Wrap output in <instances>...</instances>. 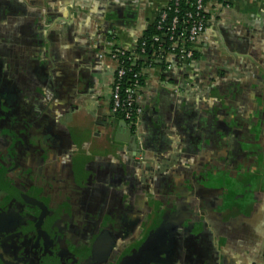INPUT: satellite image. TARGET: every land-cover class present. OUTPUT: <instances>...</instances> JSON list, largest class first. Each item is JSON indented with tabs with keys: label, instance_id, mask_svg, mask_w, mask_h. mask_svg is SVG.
I'll return each mask as SVG.
<instances>
[{
	"label": "crops",
	"instance_id": "1",
	"mask_svg": "<svg viewBox=\"0 0 264 264\" xmlns=\"http://www.w3.org/2000/svg\"><path fill=\"white\" fill-rule=\"evenodd\" d=\"M166 2L0 0V127L27 146L12 156L0 131V173L22 160L15 176L63 175L75 204L146 209L120 264H263L264 0H206L192 59H138L143 194L111 111L109 53L133 49ZM10 174L0 185L26 195Z\"/></svg>",
	"mask_w": 264,
	"mask_h": 264
},
{
	"label": "flooded vegetation",
	"instance_id": "2",
	"mask_svg": "<svg viewBox=\"0 0 264 264\" xmlns=\"http://www.w3.org/2000/svg\"><path fill=\"white\" fill-rule=\"evenodd\" d=\"M0 131L10 139L8 149L12 156L14 150L18 152L27 147L22 134L4 132L1 127ZM135 147L133 162L137 164L135 172L140 193L148 194L152 189L151 178L148 181L144 178L146 166L137 151L136 141ZM17 167L26 168L22 160L15 159L11 168L0 173V180L4 173L10 172L8 179L13 184L31 190L24 188V195L19 193L18 185L2 184L7 188L0 185V264H120L126 238L132 240V244L140 238L141 226L148 216L146 209L141 210V214L135 208L104 212L88 206V202L75 204V187L67 177L43 176L31 180L23 174L15 176ZM33 190L37 197L31 194ZM28 195L38 206L28 202ZM125 213L132 220H126ZM103 214L115 218L103 219Z\"/></svg>",
	"mask_w": 264,
	"mask_h": 264
},
{
	"label": "built area",
	"instance_id": "3",
	"mask_svg": "<svg viewBox=\"0 0 264 264\" xmlns=\"http://www.w3.org/2000/svg\"><path fill=\"white\" fill-rule=\"evenodd\" d=\"M205 1L167 0L166 4L159 9L152 24L157 34L151 38V42L157 45V48L153 49L151 46L150 53L155 54V57H161L162 54H173L180 58L192 59V46L201 40L208 22ZM138 41L135 42V46ZM148 48L147 42L141 40L137 48L138 56L144 57ZM125 51L129 49L116 48L109 53L111 60L116 63L111 90V111L126 123L130 134L137 139L138 120L142 114L138 92L142 86L140 81L143 74L142 70L137 74H132L133 83L129 87H124L123 81L131 73L130 68L121 62ZM140 57L133 56L128 59V62L136 66Z\"/></svg>",
	"mask_w": 264,
	"mask_h": 264
},
{
	"label": "trees",
	"instance_id": "4",
	"mask_svg": "<svg viewBox=\"0 0 264 264\" xmlns=\"http://www.w3.org/2000/svg\"><path fill=\"white\" fill-rule=\"evenodd\" d=\"M156 34H157V32L155 31L154 27L153 26H149L147 28V30L145 31V33L143 34V36L139 39L137 45L133 49H130L129 51H125V55L121 59V62H123L124 66H126L127 68H130L131 73H129L128 76L126 77V79H124V81H123L124 82L123 83L124 87H129L133 83L132 74H134V73L137 74L142 69L141 68V65H142L141 63L138 62V65L134 66V65H132V64H130L128 62V59L132 58L133 56H136V58L140 57L137 54L138 53V49L137 48H138L139 43L141 42V40L146 41L147 44H148V47H149L147 52H146L145 57L150 56L152 54V52L150 53V51H149V50H152L151 46H153V49L157 48V45H155V44H153L151 42V38L153 36H155ZM166 45L167 44H165V46ZM154 46H156V47H154ZM132 53H133V55H132ZM140 83H143V81L141 80Z\"/></svg>",
	"mask_w": 264,
	"mask_h": 264
},
{
	"label": "water",
	"instance_id": "5",
	"mask_svg": "<svg viewBox=\"0 0 264 264\" xmlns=\"http://www.w3.org/2000/svg\"><path fill=\"white\" fill-rule=\"evenodd\" d=\"M119 126L124 131V139H123V141L128 142L129 140H131V142L133 143L132 145L135 146V139H134V137L130 136V131L126 129V127H127L126 123L125 122H120ZM132 149H133V147H132ZM134 150H136V147H134Z\"/></svg>",
	"mask_w": 264,
	"mask_h": 264
}]
</instances>
